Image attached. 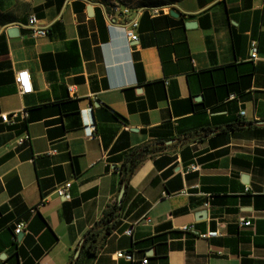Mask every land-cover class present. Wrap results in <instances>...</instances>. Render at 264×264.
I'll return each mask as SVG.
<instances>
[{"label": "crops", "instance_id": "obj_1", "mask_svg": "<svg viewBox=\"0 0 264 264\" xmlns=\"http://www.w3.org/2000/svg\"><path fill=\"white\" fill-rule=\"evenodd\" d=\"M31 15L49 36H33ZM238 121L253 125L221 132ZM152 143L165 147L136 170L117 226L81 264H264V0H0V264H68L118 200L124 157ZM121 251L135 262L116 260Z\"/></svg>", "mask_w": 264, "mask_h": 264}, {"label": "built area", "instance_id": "obj_2", "mask_svg": "<svg viewBox=\"0 0 264 264\" xmlns=\"http://www.w3.org/2000/svg\"><path fill=\"white\" fill-rule=\"evenodd\" d=\"M144 11V8H140L138 9V11L135 13V15L133 16V18L127 23V27L124 30V36L126 38V40L128 42L131 43H136L139 41V37H138V27H139V18L141 17L142 13ZM163 10H154L153 13L154 14H159L162 13ZM124 14H130V10L126 9L124 11ZM29 28L33 34L34 37L37 38H45L47 36L50 35V28L48 26H42L40 24V21L38 20V18L35 15H31L29 17ZM250 60L252 62H257L259 60V51H258V43L255 40L250 41ZM15 82L18 86L19 92L21 95H27L32 93L33 89H32V85H31V77L30 74L27 70H23L20 71L16 74L15 76ZM69 90L72 91V87H69ZM23 118L27 119L28 118V113L27 112H23ZM241 115H244V113H241ZM18 117L17 113H14L12 115H8V114H3L1 116L2 118V122L4 124H14L16 123V119ZM95 131V128L92 127L91 128V134ZM29 141V136H25V137H21L18 141H17V145L21 146L25 143H27ZM199 170L198 166L195 165H191L190 167H188V170L186 171V173H192V172H196ZM72 186L71 182H67L64 183L62 185H59L56 189L55 192L58 195V197L60 198H69V191L70 188ZM205 206H208V203L205 204ZM35 210H33L34 212ZM239 226L240 227H250L252 226V223L250 221H246L244 219H240L239 221ZM185 231L189 230V227H185L184 228ZM24 231V225L23 224H19L14 232L15 235H20L21 233H23ZM133 233V229H128L126 231L127 235H132ZM222 233L218 230L216 231H210L207 232L205 234L200 235V238L202 239H210V238H217V237H221ZM116 260H125L128 263H134L135 259H134V255L132 252H118L115 254ZM148 260L144 259L142 261V264H147Z\"/></svg>", "mask_w": 264, "mask_h": 264}, {"label": "trees", "instance_id": "obj_3", "mask_svg": "<svg viewBox=\"0 0 264 264\" xmlns=\"http://www.w3.org/2000/svg\"><path fill=\"white\" fill-rule=\"evenodd\" d=\"M105 1V0H104ZM51 31V30H50ZM51 34V32H50ZM252 123L238 121L235 124L228 125L221 132L240 130L244 127L252 126ZM164 143L145 144L137 147L128 153L119 168L121 174L122 189L127 191L130 187V181L139 166L149 157L163 151ZM122 205L118 200L110 203L104 210L101 218L84 235L78 249L77 257H73L68 264H81L85 256H96L103 249L106 240L111 236L121 217Z\"/></svg>", "mask_w": 264, "mask_h": 264}, {"label": "rangeland", "instance_id": "obj_4", "mask_svg": "<svg viewBox=\"0 0 264 264\" xmlns=\"http://www.w3.org/2000/svg\"><path fill=\"white\" fill-rule=\"evenodd\" d=\"M120 1V0H117ZM122 1H126V2H131L133 0H122ZM137 1V3L140 6H146V5H150V4H160V5H164L168 2V0H135Z\"/></svg>", "mask_w": 264, "mask_h": 264}, {"label": "water", "instance_id": "obj_5", "mask_svg": "<svg viewBox=\"0 0 264 264\" xmlns=\"http://www.w3.org/2000/svg\"><path fill=\"white\" fill-rule=\"evenodd\" d=\"M172 14L175 15V13H172ZM8 33H9L10 35H12V34H17L18 31H17V29H15V28H11V29L8 30ZM125 193H126L125 189H122V191H121V193H120V195H119V197H118V204H119V205H122V203H123V198H124V196H125ZM78 255H79V254H77L76 257H77Z\"/></svg>", "mask_w": 264, "mask_h": 264}]
</instances>
